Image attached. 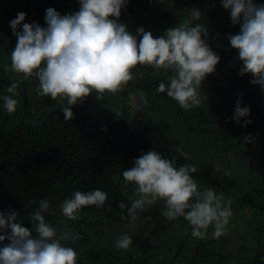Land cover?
I'll return each mask as SVG.
<instances>
[{
    "label": "trees",
    "instance_id": "trees-1",
    "mask_svg": "<svg viewBox=\"0 0 264 264\" xmlns=\"http://www.w3.org/2000/svg\"><path fill=\"white\" fill-rule=\"evenodd\" d=\"M149 1L128 0L118 18L137 35L138 41L137 27L143 26L149 31L150 23L136 20L135 14L147 8ZM21 4L19 8L27 9L33 22L42 26H46L44 16L48 7L61 14L79 10V0H25V5ZM221 10L223 13L225 8L221 6ZM11 11L4 6L0 8V22ZM163 17L165 22H178L172 13ZM225 26L228 24L223 20L219 35L225 33ZM219 35L211 36L207 43L213 47ZM5 42L0 35V58L3 53L10 56V46ZM219 56L224 58V53L220 52ZM6 59L8 62L2 59L3 66L10 64V59ZM241 64L240 60L234 62V70L224 81L205 78L201 85L204 99L201 105L190 109L180 107L166 92L156 91L161 81L167 84L171 70L137 64L131 69L133 78L116 93L105 92L99 98L90 93L83 102L73 105L71 120L64 119L61 108L67 106L66 98L53 99L39 95L38 91L29 96L27 90L32 81H25L15 97L17 110L9 114L0 108V210L11 206L20 213L23 226L34 232L29 220L31 213L40 200L48 199L50 208L43 213L45 220L62 242L76 250L77 264H220L227 261L229 255L207 251L204 242L190 246L182 255L183 241L171 252L166 247L171 221L166 222L162 217L163 201L138 211L134 223L121 218V213L127 216V208L120 209L118 205L123 201L130 206L135 185L124 180L122 171L131 168L133 158L142 152L154 148L167 158H174L177 166L194 165L195 159L187 147L183 148L189 154L186 160L175 152L177 147L182 148L181 141L173 135L178 128L188 133L218 135L222 132L264 139V92L259 85L251 83V73L238 74ZM10 76L0 72V93H5L12 83ZM241 95L242 106H250L252 123L246 127L230 119ZM234 148L232 145L228 150ZM97 187L108 193L102 208L83 206L78 219L63 215L64 200L72 198L77 190L87 192ZM242 202L258 208L262 224L257 230L260 238L250 246L249 261L241 262L238 258V262L264 264V188L255 186ZM111 232L116 237L130 235V247L116 249ZM101 233L110 235V239L101 240ZM4 243H8L7 239Z\"/></svg>",
    "mask_w": 264,
    "mask_h": 264
},
{
    "label": "clouds",
    "instance_id": "clouds-1",
    "mask_svg": "<svg viewBox=\"0 0 264 264\" xmlns=\"http://www.w3.org/2000/svg\"><path fill=\"white\" fill-rule=\"evenodd\" d=\"M127 2L79 0V10L68 14L48 7L46 26L24 22L27 13L18 12L9 21L17 42L5 70L22 73L25 80L35 76L39 95L66 98L67 106L61 107L65 120L73 118L72 106L83 102L90 93L99 98L105 92L119 91L133 78L131 69L137 64L171 70L167 84L161 81L156 91L166 92L184 109L201 105L202 82L215 71L221 58L207 43L209 31L202 22V11L192 8L189 18L155 37L138 26V41L137 35L118 19ZM220 2L229 11L231 23L240 27L238 33L227 34L230 46L242 61L238 74L251 73V83L264 92V3ZM18 88L19 81H14L5 93H0V108L9 114L17 110ZM241 118H245L243 122ZM230 119L242 127L252 123L250 106H242V95ZM175 152L188 159L183 148L177 147ZM196 171L194 165L177 166L174 158L154 148L134 157L132 167L122 171L124 180L135 188L130 206L123 201L118 205L120 209L127 208V216L121 213V218L134 223L138 211L163 201V217L169 221L183 217L192 226L193 237L203 239L210 226L214 237L226 234L232 215L230 199L212 187L199 188L192 175ZM107 200L108 193L98 187L87 192L77 190L72 198L63 201L61 211L69 219H78L83 206L102 208ZM49 208V200L42 199L31 213L34 232L23 226L20 213L11 206L0 210V264H77L76 250L62 242L46 222L43 213ZM6 239L8 243H4ZM131 244L132 237L127 233L114 242L116 249L126 250Z\"/></svg>",
    "mask_w": 264,
    "mask_h": 264
},
{
    "label": "rangeland",
    "instance_id": "rangeland-1",
    "mask_svg": "<svg viewBox=\"0 0 264 264\" xmlns=\"http://www.w3.org/2000/svg\"><path fill=\"white\" fill-rule=\"evenodd\" d=\"M255 2L264 3V0H255ZM20 3L22 6L25 5V0H0V8L4 6L6 10L12 9L13 11V13L10 12L11 15H5V19L0 22V35L5 38V45L10 46L9 54L17 42V37L13 35L9 21L15 18L18 12L23 11L27 13L24 22H33L32 14L27 9L21 10ZM221 6L220 0H150L147 8L136 12L135 19L147 20L150 23L149 31L155 37L162 35L167 28L178 26L179 21L182 23L189 18L192 8H199L204 18L202 22L205 23L209 31V38L218 34V30H221L223 26V20H226L228 26H225V33L221 32L222 34L219 35L212 47L218 55L220 52L224 53V58H220L215 71L206 76L209 81H224L231 75L230 71L234 70V62L239 60L238 52L230 46L227 34L238 33L240 27L231 23L229 11L225 9L222 13ZM166 13L174 14L178 22L175 24L165 22L163 15ZM9 57L3 53L1 58L8 62L6 58ZM1 58L0 69L4 67ZM0 72L7 76L14 75L9 78L12 82L19 81V86L25 81L29 83L32 81L27 90L29 96L37 91L38 81H35V76H30L25 80L22 73H13L10 69L6 71L4 68ZM173 135L175 139L181 141L182 148L187 147L195 159L194 166L197 167V171L192 175L196 179L198 187L201 189L206 186L212 187L218 194L222 193L224 197L229 198L232 215L226 227V234L216 238L212 235L213 228L210 226L203 239L193 237L191 235L192 226L183 217H177L171 220L166 247L171 252H175L172 249L185 242L182 250V255H185L190 246L204 242L206 244L204 249L207 251H222L223 254L229 255V259L225 262L221 261L220 264H239L238 258L241 262L249 261L251 248L260 238L257 230L262 224V218L259 217L258 208L243 203L242 199L255 186L264 188L263 137L255 138L254 135L251 139L249 135L237 137L222 132L218 135L188 133L180 128L174 130ZM232 145H235L236 148L228 150ZM203 153L207 154L202 156ZM162 206L164 209V202ZM163 219L166 222L169 221L165 217ZM99 238L107 241L110 239V235L101 233ZM112 238L116 240L119 237L113 235ZM160 261L162 262L161 258Z\"/></svg>",
    "mask_w": 264,
    "mask_h": 264
}]
</instances>
